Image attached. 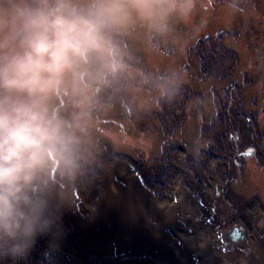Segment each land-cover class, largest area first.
<instances>
[{"label":"rangeland","instance_id":"rangeland-1","mask_svg":"<svg viewBox=\"0 0 264 264\" xmlns=\"http://www.w3.org/2000/svg\"><path fill=\"white\" fill-rule=\"evenodd\" d=\"M121 2L128 21L110 33L121 66L110 72L96 61L85 68L82 96L52 100L67 121L87 115L74 175L53 170L50 177L51 230L25 256L8 254L0 264H248L228 256L236 251L260 260L264 136L254 145L250 131L239 139V129L255 123L253 138L264 129V0H157L164 8L151 19L137 14L133 0ZM129 173L163 203L141 210L136 192L137 214L119 220L123 207L115 201L123 195L114 187L130 189ZM106 182L113 190L107 202ZM184 192L199 209L189 203L194 216L178 211L177 227L166 212L186 205ZM131 222L140 226L134 236L124 230Z\"/></svg>","mask_w":264,"mask_h":264},{"label":"clouds","instance_id":"clouds-1","mask_svg":"<svg viewBox=\"0 0 264 264\" xmlns=\"http://www.w3.org/2000/svg\"><path fill=\"white\" fill-rule=\"evenodd\" d=\"M131 6L144 19L164 8ZM127 9L121 0H0V257L25 256L51 230L50 177L74 175L87 115L67 121L52 100L82 96L96 61L121 66L110 33L127 23Z\"/></svg>","mask_w":264,"mask_h":264},{"label":"bare ground","instance_id":"bare-ground-1","mask_svg":"<svg viewBox=\"0 0 264 264\" xmlns=\"http://www.w3.org/2000/svg\"><path fill=\"white\" fill-rule=\"evenodd\" d=\"M115 168H117V170L120 171V172H122V173L123 172L124 173H128V168L129 167L126 166V165L120 164V165H118ZM128 176L130 177L129 182L131 183V188L130 189H125L124 187H120V186H118L119 188H115L114 187V192L116 191V194H117V192H120L123 195V196H119L120 201H115V204H117L118 206H122L123 207L120 210V212L118 213V216L120 218L119 217H117V218L119 220L120 219L132 220V219H130V216L133 215V217H134V215L137 214V213H135L136 211L134 209L138 205V204H136V203H138V198H136L135 195H138L139 194V202H141L140 203L141 204V208H140L141 210H147L143 206V204L152 205L153 207H158V206L162 205V203H163V202L161 203V201H158V199H156L154 197V194H151V193L148 194V193H146V191L144 190V188L142 187V185H140V182L138 181L137 176H135L134 174H130V173H129ZM109 183L110 182H106L105 183L106 184V190H107L105 202L108 201V196L113 191V190H110L109 189L110 188ZM136 192H138V194ZM183 201L186 202V205L187 206L184 205V207H183V205H181L182 206V209L181 210H179V209H172V210L167 209L166 215H168V212H170V211L173 214V219H174V223L173 224L174 225H177L178 222H179L178 218H179L180 214L178 213V211H181V216H183L184 213H188V215L194 216L191 213L192 212L191 209L194 208V207L197 208V209H199V205H198L197 200L194 199L190 194H187V192H184V196L182 198V202ZM189 203H191V205L194 206V207L188 205ZM187 209H190V210H187ZM160 212H163V211H160ZM192 218H194V217H192ZM133 219H136V220L138 219L139 220L140 218L139 217H135ZM142 220H144V219H142ZM140 222L142 223L140 226H143L144 225L143 222L141 220H140ZM100 224H104L103 223V220H102V222ZM137 224L138 223H136V222L128 223V224L124 225V230H126V231H129L130 230L132 232V236H134L136 234V232H138V230H139L138 227H140V226H137ZM146 226L149 229L152 228V226H149L147 223H146ZM177 227H178V225H177ZM204 227H206L205 224H204L203 227H200L199 230H202V229L204 230L205 229ZM197 234H199V233H197ZM189 235H190V233L188 231H186V233H183V236H184L185 239H188L187 237H189ZM165 236H168V235L165 234ZM211 236L214 239L213 240L214 241V245L215 246L216 245L219 246L220 245V241L218 239L217 233L215 234V232H212L211 231ZM174 244L178 247V244L177 243H174ZM205 251L209 252L207 249ZM215 252H218V251H215ZM253 253H255V251H253ZM229 255H233V256L234 255H238V256H240L241 259L249 260V263L248 264H253V263H255V264L256 263L257 264L262 263L263 264L264 263V252L262 253V258L260 260H257V255L256 256H252L251 255L250 258H249L248 256H245L244 253L239 252V251H236L234 253L233 252H230V253H228V256Z\"/></svg>","mask_w":264,"mask_h":264},{"label":"trees","instance_id":"trees-1","mask_svg":"<svg viewBox=\"0 0 264 264\" xmlns=\"http://www.w3.org/2000/svg\"><path fill=\"white\" fill-rule=\"evenodd\" d=\"M225 37V36H224ZM227 37H229V35L226 33V38ZM219 44H221V43H219ZM219 44H216L215 46H216V48L219 46ZM205 49H203V51H204ZM231 51L230 49H229V46H226V54L227 55H229L228 54V51ZM231 53V52H230ZM208 58V56H203V57H201V59H202V61H206V60H209V59H207ZM235 58H236V56H235ZM230 62L233 64H230ZM235 63H236V61L235 60H233V59H227L226 60V68L227 67H230V69H231V71H233V69H234V67H237V65H235ZM238 63V62H237ZM189 98H190V96H188ZM257 113V112H256ZM255 113V114H256ZM251 120V119H250ZM248 121H249V119H248ZM257 121H259V120H257ZM251 122V121H250ZM249 122V123H250ZM252 124H255V123H250V125L249 126H246V127H243L242 126V128L241 129H239V139L240 140H242V141H246V139L248 138V135H247V133H248V131H250V133H251V138L254 140H252L253 141V144L254 145H256V143H258V145H260V146H262V144H263V138H262V136H264V129H262V130H259L260 128L259 127H257V129L259 130L258 132H257V134L259 135V136H256V137H252V135H253V133H252V130H251V128H250V126H252ZM248 141V140H247ZM249 143H251V142H249ZM243 154V152L242 151H240L239 153H238V156H237V158L239 157V156H241ZM261 154H263V152H261ZM259 162V164H261V160L260 159H257ZM220 162H222V161H220ZM194 164V163H193Z\"/></svg>","mask_w":264,"mask_h":264}]
</instances>
